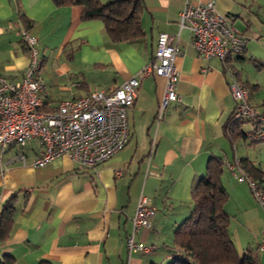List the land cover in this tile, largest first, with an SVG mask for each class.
I'll return each mask as SVG.
<instances>
[{"label": "crops", "instance_id": "0c3cea01", "mask_svg": "<svg viewBox=\"0 0 264 264\" xmlns=\"http://www.w3.org/2000/svg\"><path fill=\"white\" fill-rule=\"evenodd\" d=\"M204 1L142 0L144 35L112 42L102 20L82 19L78 4L0 0V75L17 80L28 65L20 35L27 27L42 56L46 108L90 91L114 89L152 56L160 32L176 37L180 98L158 116L165 78L151 74L141 79L127 112V143L92 167L66 154L32 166L34 140L25 146L26 164L13 158L12 146L6 147L0 154V212L12 204L13 213L7 238H0V259L10 255L15 264L41 259L54 264H168L179 253L173 231L189 214L191 187L205 174L212 155L223 161L221 182L228 192L224 207L239 253L246 248L264 253L257 249L264 207L247 181L232 172L242 171L241 158L264 169V146L248 148L255 143L224 134L235 104L228 88L233 72L248 88L249 103L264 110V0H214L216 9L247 38L242 52L224 61L198 53L190 30L179 25L185 2ZM240 129L247 133L243 123ZM140 195L156 207L151 226L134 235L150 250L129 252L126 236ZM260 261L264 264V255Z\"/></svg>", "mask_w": 264, "mask_h": 264}, {"label": "built area", "instance_id": "2783aa9c", "mask_svg": "<svg viewBox=\"0 0 264 264\" xmlns=\"http://www.w3.org/2000/svg\"><path fill=\"white\" fill-rule=\"evenodd\" d=\"M180 27H187L192 35L194 49L204 57L224 61L229 55L239 54L247 38L220 13L214 0L192 4L185 2L178 15ZM21 39L28 49L29 62L17 80L0 75V154L8 146H16L13 158L26 164V144L34 140L37 150L30 164L41 167L55 157L66 154L81 166L92 167L124 147L128 141L127 112L136 97V88L144 77L154 74L165 78V90L159 102L158 113L172 102L180 100L176 84L178 69L176 37L160 32L152 56L133 76L112 90H94L84 95L61 100L51 109H43L41 94L45 85L40 69L42 56L37 38L26 28L20 29ZM234 99L232 116L248 118L254 127L246 133L252 143L264 141V112L249 103V91L234 77L228 85ZM232 169V168H231ZM259 204L264 207V191L242 171ZM156 207L145 195H140L132 218V230L126 236L129 252H147L150 246L136 240L135 231L150 227ZM258 250L264 251V233Z\"/></svg>", "mask_w": 264, "mask_h": 264}, {"label": "trees", "instance_id": "16d2710c", "mask_svg": "<svg viewBox=\"0 0 264 264\" xmlns=\"http://www.w3.org/2000/svg\"><path fill=\"white\" fill-rule=\"evenodd\" d=\"M53 2L57 6L80 5L81 18L102 20L105 32L112 42L133 41L144 35L141 26L142 0L104 2L101 0H53ZM233 74L237 78L236 73L233 72ZM244 87L248 90L246 86ZM260 107L264 109V100ZM42 108L51 109L45 106ZM261 111L264 112V110ZM245 121H249L252 128L254 127L255 124L250 119H235L231 114L224 125V134L231 140L238 138L247 140L246 133L240 129V124ZM250 144L253 143L250 142ZM239 164L242 172L264 191V169L246 158H241ZM223 170L222 158L212 155L207 160L205 174L193 183L190 191L191 210L173 231V244L179 253L173 254L168 264H258V259L251 248H246L239 253L234 244L229 229V214L224 207L228 192L221 182ZM12 213V204H6L0 212L1 239L8 236ZM0 264H15V259L10 255H4L0 259ZM37 264L54 263L41 259Z\"/></svg>", "mask_w": 264, "mask_h": 264}, {"label": "rangeland", "instance_id": "374dc122", "mask_svg": "<svg viewBox=\"0 0 264 264\" xmlns=\"http://www.w3.org/2000/svg\"><path fill=\"white\" fill-rule=\"evenodd\" d=\"M243 123V128H244V130L246 131V132H248V128H249V124H250V126H252V124L249 122V121H245V122H242ZM251 129H252V127H250ZM250 129V130H251ZM249 130V131H250ZM258 145H260V146H264V141H259V142H256L255 143V145H253V146H246V147H248V148H254V147H256V146H258ZM17 148H16V146H12L11 147V151L12 152H14L15 150H16ZM233 223V222H232ZM234 224V223H233ZM231 226V225H230ZM233 235V234H232ZM233 239H235V237H234V235H233ZM234 244H235V246H236V248L238 247L237 246V243L235 242V240H234ZM238 249V248H237ZM254 251V254H255V256L257 257V259H258V264H262V262L260 261V257H261V255H264V253H258L257 251H255V250H253Z\"/></svg>", "mask_w": 264, "mask_h": 264}]
</instances>
